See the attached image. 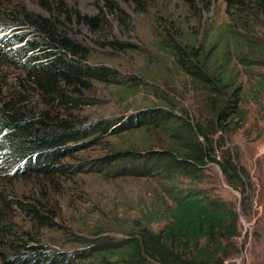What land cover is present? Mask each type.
<instances>
[{
  "label": "rangeland",
  "instance_id": "1",
  "mask_svg": "<svg viewBox=\"0 0 264 264\" xmlns=\"http://www.w3.org/2000/svg\"><path fill=\"white\" fill-rule=\"evenodd\" d=\"M47 1L52 10L39 0H0V12L7 18L9 12L24 9L56 19L58 29L87 50L90 63L115 69L120 76L111 83L86 82L84 87L67 89V96L78 106L56 101L48 105L35 87L22 85L23 73L1 60L0 104L12 101L34 118L47 113L52 120L56 116L82 126L108 120L114 128L143 111H171L172 131L187 138L181 122L201 124L218 159L221 152L229 151L239 168L238 179L228 184L213 164L203 167L200 180L193 182L165 178L161 173L131 176L123 165L115 173L93 167L119 151L145 157L164 151L169 136L158 129L108 133L99 143L74 151L62 161L80 170L46 177L16 175V165L5 160L0 138V264H7L17 245L29 239L41 242L50 253L65 255L70 264H110L115 255L109 251L144 226L158 233L167 224L173 206L169 194L175 190L202 192L237 212L238 235L231 240L232 259L225 264H264V0H241L231 8L223 0H196L195 4L191 0H140L139 10L133 3L118 1L122 15L109 13L102 0ZM59 6L90 18L103 9L105 20L94 30L77 23L75 16L65 20L56 9ZM5 22L2 30L12 33L13 23ZM168 41L210 50L209 64L224 72L228 88L223 93L227 101L234 100L232 92L238 97L236 106L244 122L226 115L225 127H217L212 116L217 107L210 104L208 88L179 69L164 44ZM113 42L135 49L118 51ZM132 77L141 83L129 87ZM161 99L170 103V109ZM229 106L224 108L226 113L235 104ZM32 206L52 225H37L26 210ZM95 248L108 251L97 253ZM234 248L239 252L235 254Z\"/></svg>",
  "mask_w": 264,
  "mask_h": 264
},
{
  "label": "trees",
  "instance_id": "2",
  "mask_svg": "<svg viewBox=\"0 0 264 264\" xmlns=\"http://www.w3.org/2000/svg\"><path fill=\"white\" fill-rule=\"evenodd\" d=\"M39 1L44 8L53 9L47 0ZM102 1L104 8L111 14H124L118 1L133 3L138 10L142 8L140 0ZM223 1L227 8L242 3L241 0ZM194 2L196 0H191L190 4H195ZM56 9L65 20L71 21L75 16L77 23L88 25L94 30L105 20L103 9L100 10V15L92 18L76 12L74 14L63 6ZM24 11L9 12L7 18L0 12V61H7V65L23 73L25 79L21 81L22 85L31 84L35 87L46 97V104L56 101L62 105H75L74 100L67 96V89L84 87L86 82L106 84L118 80L120 75L117 70L90 63L86 58L87 50L74 43L65 31H60L56 19L51 21ZM5 21L13 23V29L10 30L12 33L2 30ZM164 44L176 59L179 69L204 89L208 88L210 104L217 107L212 113L215 122L219 124L217 127L223 128L222 122L226 115H231L230 119L237 118L239 122H244L245 116L236 106L238 97H234V92L231 94L234 100H226L223 92L228 88V81L223 76L224 72L209 64L210 50L205 52L203 46L196 47L193 43L188 45L168 41ZM112 46L124 52L135 49L132 45L117 42H113ZM214 69L218 73H212ZM159 70L165 74L162 66ZM132 80L134 83L129 87L141 83L135 77ZM161 100L170 109V103ZM231 102L235 104L232 107L234 110L226 113L224 108H229ZM46 115L44 113L43 116L34 118V115L22 112L12 101L0 104V138L7 158L5 160L16 165V175L20 177L71 174L73 168L75 171L80 170V166L71 167L62 161L74 151L99 143L108 133L119 135L127 131L158 129L169 136L170 144L164 151L149 152L146 157L134 151H119L93 167L115 173L123 165L129 169L128 174L131 176L161 173L165 178L182 177L193 182L200 180L203 167L213 164L219 168L228 184L237 183L239 168L229 151L221 152L218 159L215 147L201 124L181 122L187 138L173 132L174 116L171 111H143L117 128L108 120L82 126L77 125L74 120L70 122L57 119L56 116L52 120ZM200 138L203 142L199 141ZM169 195L173 206L169 210L167 224L158 233L144 226L136 235L123 241L117 249L109 251L111 255H115V260H109L110 264H225L232 259L229 250L231 240L238 235L237 212L202 192L193 194L191 191L175 190ZM26 210L37 225H52L48 217L33 206ZM94 250L97 253L108 251ZM238 252L234 248V253ZM14 253L6 261L7 264H70L65 255L48 252L41 242L34 239H29L22 246L17 245Z\"/></svg>",
  "mask_w": 264,
  "mask_h": 264
}]
</instances>
